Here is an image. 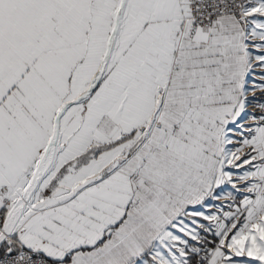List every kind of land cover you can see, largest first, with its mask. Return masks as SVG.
<instances>
[{"label":"snow or ice","instance_id":"1","mask_svg":"<svg viewBox=\"0 0 264 264\" xmlns=\"http://www.w3.org/2000/svg\"><path fill=\"white\" fill-rule=\"evenodd\" d=\"M0 264H264V0H0Z\"/></svg>","mask_w":264,"mask_h":264}]
</instances>
